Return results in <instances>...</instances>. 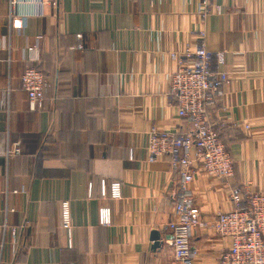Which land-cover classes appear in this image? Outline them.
I'll list each match as a JSON object with an SVG mask.
<instances>
[{
	"label": "crops",
	"instance_id": "obj_1",
	"mask_svg": "<svg viewBox=\"0 0 264 264\" xmlns=\"http://www.w3.org/2000/svg\"><path fill=\"white\" fill-rule=\"evenodd\" d=\"M10 2L0 0V264H181L168 228L179 176L165 158L149 162L146 143L152 124H182L169 96L170 52L198 46L202 31L213 69L231 73L208 112L234 161L230 183L264 190V0H216L222 12L212 6L206 16L203 0ZM28 66L48 81L40 110L21 88ZM246 122L249 130L238 125ZM17 143L21 153L8 155ZM195 168L203 216L229 210L226 186ZM115 182L120 198L110 196ZM192 243L197 264H216L229 246L210 229Z\"/></svg>",
	"mask_w": 264,
	"mask_h": 264
},
{
	"label": "built area",
	"instance_id": "obj_2",
	"mask_svg": "<svg viewBox=\"0 0 264 264\" xmlns=\"http://www.w3.org/2000/svg\"><path fill=\"white\" fill-rule=\"evenodd\" d=\"M10 3L14 5V0ZM203 5V16L210 12L212 6L218 13L223 10V4H217L216 0H203ZM10 17H15L13 10ZM13 22L16 28L22 25L17 18ZM199 40L200 44L194 48L170 52L177 68L170 75L169 96L174 99L182 124L177 128L152 124L147 133V160L155 162L165 158L179 176L177 188L171 195L170 245L175 259L181 264H197L200 249L192 243L193 236L200 229H210L229 240L228 248L220 254L216 264H264V190L231 185L235 173L234 161L218 124L208 116L217 98L225 95L231 73L213 69L214 53L205 45L204 31L200 33ZM78 47L82 48V45ZM47 85L43 72L31 66L25 68L21 75V88L27 93L30 109L45 107ZM239 124L247 130L251 127L248 122ZM20 153V143L7 150L8 155ZM197 165H201L210 181L226 186L231 202L229 210H218L210 217L203 216L191 189ZM102 193L107 195L105 185ZM110 194L112 198L122 196L119 182L112 184ZM100 220L103 225L111 224L109 207L101 208ZM61 225L70 235L72 222L68 201L61 203ZM7 229L13 237L17 236L18 227L5 225L4 230ZM69 244H72L71 239Z\"/></svg>",
	"mask_w": 264,
	"mask_h": 264
},
{
	"label": "water",
	"instance_id": "obj_3",
	"mask_svg": "<svg viewBox=\"0 0 264 264\" xmlns=\"http://www.w3.org/2000/svg\"><path fill=\"white\" fill-rule=\"evenodd\" d=\"M153 240H154V246H158L160 244L158 233L156 231H154L153 233Z\"/></svg>",
	"mask_w": 264,
	"mask_h": 264
},
{
	"label": "trees",
	"instance_id": "obj_4",
	"mask_svg": "<svg viewBox=\"0 0 264 264\" xmlns=\"http://www.w3.org/2000/svg\"><path fill=\"white\" fill-rule=\"evenodd\" d=\"M31 67H33V66H31ZM35 68H37L38 70H40L41 72H43L39 67H37V66H34ZM44 73V72H43ZM45 75V74H44ZM46 76V75H45Z\"/></svg>",
	"mask_w": 264,
	"mask_h": 264
}]
</instances>
